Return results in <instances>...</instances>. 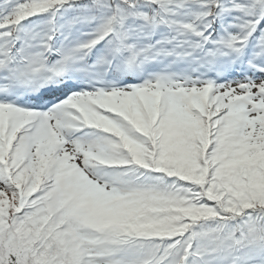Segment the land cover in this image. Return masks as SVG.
Returning <instances> with one entry per match:
<instances>
[{
    "label": "snow or ice",
    "instance_id": "6c2138e0",
    "mask_svg": "<svg viewBox=\"0 0 264 264\" xmlns=\"http://www.w3.org/2000/svg\"><path fill=\"white\" fill-rule=\"evenodd\" d=\"M0 264H264V0H0Z\"/></svg>",
    "mask_w": 264,
    "mask_h": 264
}]
</instances>
